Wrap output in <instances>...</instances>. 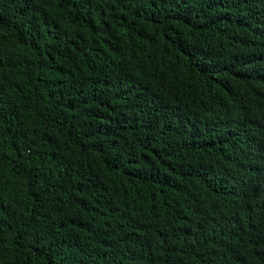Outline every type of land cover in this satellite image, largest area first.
Listing matches in <instances>:
<instances>
[{
  "label": "trees",
  "instance_id": "obj_1",
  "mask_svg": "<svg viewBox=\"0 0 264 264\" xmlns=\"http://www.w3.org/2000/svg\"><path fill=\"white\" fill-rule=\"evenodd\" d=\"M0 264H264V0H0Z\"/></svg>",
  "mask_w": 264,
  "mask_h": 264
}]
</instances>
